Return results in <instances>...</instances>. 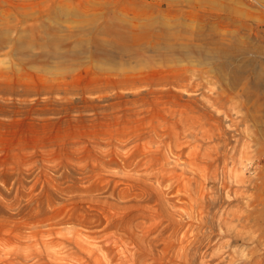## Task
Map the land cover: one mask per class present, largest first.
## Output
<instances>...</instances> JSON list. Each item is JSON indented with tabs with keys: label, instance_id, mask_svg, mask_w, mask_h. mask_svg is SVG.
Returning a JSON list of instances; mask_svg holds the SVG:
<instances>
[{
	"label": "rangeland",
	"instance_id": "374dc122",
	"mask_svg": "<svg viewBox=\"0 0 264 264\" xmlns=\"http://www.w3.org/2000/svg\"><path fill=\"white\" fill-rule=\"evenodd\" d=\"M168 81L240 106L242 201L205 228L264 264V0H0V264L180 262L215 182L208 128L133 94Z\"/></svg>",
	"mask_w": 264,
	"mask_h": 264
},
{
	"label": "bare ground",
	"instance_id": "6f19581e",
	"mask_svg": "<svg viewBox=\"0 0 264 264\" xmlns=\"http://www.w3.org/2000/svg\"><path fill=\"white\" fill-rule=\"evenodd\" d=\"M199 5L201 4L199 3ZM210 9H213V7L212 8L210 7ZM219 14L220 13H211V16L214 15L218 17ZM133 94L138 99L143 98L144 95L151 94L153 95V99L155 100V106L157 110L159 108L163 109L161 111L164 113L165 109L168 106L170 108L177 107L179 109H182L181 112L175 111L176 112L175 113L173 111L174 113L170 114L171 113L170 110L169 111L170 117L171 116L175 117L177 113H179L178 114L179 116L182 114L184 115L183 112L188 111V114L186 113L184 117H186L187 115L191 117L190 115L193 114L194 115V116L192 115L193 118H197V120L195 119V121H198L196 123L199 124L197 126H201L203 128L205 127V129L208 128L207 130L203 129L205 131L202 132L205 134L206 131H209V134L207 133L209 135L207 136L209 143L207 142L205 144L206 146L208 144L211 146V152L207 153L208 154L207 160L205 159L206 162L204 163L202 162V164H204V169L206 172L204 170L203 171L205 173L211 174L210 177L209 176L207 177V175L205 177H207V179L210 178V180L212 179V181L215 182L214 183L215 185L214 187L211 186L208 187L207 185L208 181L207 183L205 182L206 183L205 186H203L201 183H200L201 186L199 185V189H201V191L199 197L197 198L199 202L197 201L196 205L199 203L198 207L200 208V213L198 216H200V218L198 220H200V223H202V228L203 226L205 228V226L209 224L208 221L210 220V216L213 215L214 212L216 213V211L218 210L221 211L220 209L222 208V205L229 204L230 202L238 204L239 202L242 201V197H238L237 195L238 191L236 192L233 191L232 194L231 190L234 187L242 189L243 187L246 186L245 183H247V181H245V177H243L241 173L239 174L234 173L235 168H231L230 171H228L227 166L229 160L231 161L230 162L231 165L234 162L232 158L233 157L232 154L237 149V146L240 143L239 137L245 139L248 137L249 140L251 139V136L247 134V126L245 124L246 119L244 117V114H242L239 105L233 107L229 111H223V112L220 111L218 102L222 99H225V97L223 98L222 96L226 95V92L223 91V89L219 88V91L215 89V90H210L208 92H204L202 91V89L197 91H190L186 89L180 90L178 88H175V86L172 83H169L168 81L151 93L146 94L139 91ZM197 95L200 97L199 100L195 98ZM164 118L165 116L163 117V119ZM177 118L180 117L177 116ZM187 119H191V118H187ZM173 120L178 121L176 119ZM187 121L186 123H188ZM177 124H179V122ZM177 124L174 123L173 125L174 128L175 126H177ZM192 126H190V128ZM195 126L196 124L194 125V127ZM179 127L180 125L178 126V128ZM190 128H188L189 132H190ZM179 130H181V127L179 128ZM192 130L195 131L194 129ZM196 133L194 134L195 137L197 135ZM219 213L220 215H223V211ZM198 227L199 226L195 228ZM219 230H221V228ZM217 233H216L217 235L211 237L210 234H208V231L206 232V228H205V230L199 231V235L196 236L194 235L192 240L186 241V243H181L178 246V249L180 251V254L178 256L179 257L181 256V260L180 262H177L175 264H235L236 261L240 264H252L253 261H249V260L242 261L240 255L236 251H234V249H232L233 248L232 244H236V238L239 236H237L236 234L235 235L232 234V232L229 229L228 230L226 229V231L224 232L218 231ZM222 239H225L224 242H222ZM240 239H242V241L246 240L243 237H240ZM221 248H223V251L225 249H227V251L225 250L223 252L221 251ZM214 249H216V251H213Z\"/></svg>",
	"mask_w": 264,
	"mask_h": 264
}]
</instances>
